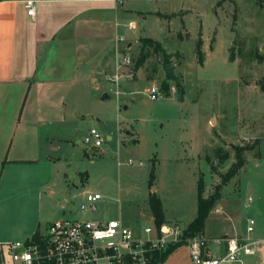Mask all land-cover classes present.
<instances>
[{
	"label": "rangeland",
	"instance_id": "374dc122",
	"mask_svg": "<svg viewBox=\"0 0 264 264\" xmlns=\"http://www.w3.org/2000/svg\"><path fill=\"white\" fill-rule=\"evenodd\" d=\"M151 4V8L162 6L166 13L177 6L186 15L184 31L191 36L185 33L180 40L165 41L177 81L167 80L162 54L151 53L136 69L141 39L129 48L124 44L117 59L132 58L133 79L122 80L123 93L111 92L106 100L101 91L86 92L77 107L80 117L54 126L64 136L56 139L57 151L52 153L59 159L54 164L44 159L31 168L39 177L28 199L17 200L16 206V200H11L5 212L0 208V222L17 227L39 220L37 228L43 230L57 219L122 218L139 226L152 222L149 200L156 193L164 219L186 228L197 215L200 177L206 197L242 157L246 164L221 187L222 197L208 215L204 233L207 237L246 235L247 219L254 218L253 235H264V10L257 0H154ZM200 21L206 54L203 66L196 55ZM231 26L235 36L230 48ZM127 83H133L132 87ZM153 84L162 88L167 84L169 94L163 88L166 97L151 100L146 90ZM92 129L106 142L91 151L83 141ZM18 136L33 138L27 131ZM127 137L131 143L127 140L125 145ZM224 156L228 158L222 163ZM88 192L103 195L95 212L80 207ZM2 253L3 264H10L6 246ZM166 264H190L187 247L176 249ZM244 264L259 263L246 257Z\"/></svg>",
	"mask_w": 264,
	"mask_h": 264
},
{
	"label": "crops",
	"instance_id": "0c3cea01",
	"mask_svg": "<svg viewBox=\"0 0 264 264\" xmlns=\"http://www.w3.org/2000/svg\"><path fill=\"white\" fill-rule=\"evenodd\" d=\"M26 1L0 0V208L4 212L11 200H16V206L17 200L28 199L39 177L31 168L44 159L48 164L59 159L52 153L57 151L56 139L64 136L58 135L54 126L80 117L77 107L86 92L101 91L103 100L112 95L114 85L106 77L115 73L124 44L129 48L150 38L167 49L165 41L180 40L185 33L191 36L189 30L184 31L183 9L173 6L171 13H166L162 6L151 8L154 0H33V17L27 14ZM130 22L136 24V30L128 29ZM200 25L198 40L201 38L204 45L202 21ZM230 31L231 48L235 36L232 26ZM133 83L127 85L132 87ZM25 131L33 135L32 141L18 136ZM130 133L126 130L128 137ZM128 137L125 145L131 143ZM107 140L112 137L107 136ZM38 225L39 220L17 227L0 222V241L31 235L40 229Z\"/></svg>",
	"mask_w": 264,
	"mask_h": 264
},
{
	"label": "built area",
	"instance_id": "2783aa9c",
	"mask_svg": "<svg viewBox=\"0 0 264 264\" xmlns=\"http://www.w3.org/2000/svg\"><path fill=\"white\" fill-rule=\"evenodd\" d=\"M25 8L28 16H35V1H26ZM127 26L129 30H136L134 22ZM120 42L124 39L120 38ZM131 64L130 56H124L121 62L117 59L115 73L106 77L114 85L112 92L116 95L123 93L122 80L134 77ZM146 92L151 100L166 97L162 86L156 84ZM105 142V137L92 129L83 144L92 151ZM128 164L133 162L130 160ZM102 199L101 193L88 192L80 207L95 212ZM256 224L254 218L247 219L246 235L207 237L205 233L187 236V227L166 220L158 224L153 214L152 222L139 226L129 225L122 218L57 219L24 239L0 241V261L3 264L2 247L6 246L10 264H166L176 249L186 246L190 264H244L246 257L264 264V235H253Z\"/></svg>",
	"mask_w": 264,
	"mask_h": 264
},
{
	"label": "trees",
	"instance_id": "16d2710c",
	"mask_svg": "<svg viewBox=\"0 0 264 264\" xmlns=\"http://www.w3.org/2000/svg\"><path fill=\"white\" fill-rule=\"evenodd\" d=\"M257 2L259 6L261 7V9L264 10V0H257ZM141 44H142V48H141L140 56L136 61V69H139L145 64V62L150 57L151 53L162 54L163 57H165V64L166 65L171 64V61H170L171 55H169L164 50L161 43L153 39H150V38H143L141 39ZM202 45H203V41L200 38L197 41V45H196V55H197L198 63L201 66H203L204 64V53L202 51ZM262 81H263L262 83H264V76H263ZM176 84H177V88L179 89L180 93H182L180 84L178 83ZM163 86H164L163 88H165V91L169 94V91H170L169 86L167 84H164ZM262 88L264 89V85L262 86ZM227 158H228L227 156L222 157L221 162L222 163L225 162ZM245 164H246V161L242 157H238L237 163L232 166L231 170L228 173L223 175L222 184L221 185L218 184V186L215 187L214 191L206 197L204 196V181H203V178L200 177V180L198 182L197 215L191 221V223L188 225L185 231V234L187 236L193 235L195 233H204V228H205L207 217L210 214L211 210L213 209V206L215 205V203L222 197L221 187L225 185L227 182H229L231 179L235 178L237 174L239 173V171L244 167ZM153 181H154V173L151 176V182ZM149 204H150L151 211L156 218L157 223L158 224L163 223L165 219H164V210H163V204H162L161 198L156 193H153L150 197ZM38 232L39 230L35 231V233H38ZM172 251H173V248L170 250V253Z\"/></svg>",
	"mask_w": 264,
	"mask_h": 264
},
{
	"label": "water",
	"instance_id": "95a60500",
	"mask_svg": "<svg viewBox=\"0 0 264 264\" xmlns=\"http://www.w3.org/2000/svg\"><path fill=\"white\" fill-rule=\"evenodd\" d=\"M163 70H164V73H165L168 81H172V82L177 81V76L175 75L174 65H172V64L165 65ZM61 205L66 206V202H62Z\"/></svg>",
	"mask_w": 264,
	"mask_h": 264
}]
</instances>
